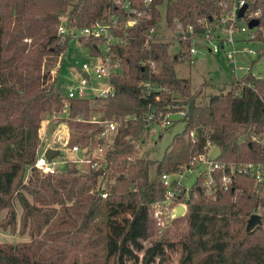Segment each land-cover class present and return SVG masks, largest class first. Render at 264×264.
Instances as JSON below:
<instances>
[{
	"label": "trees",
	"instance_id": "16d2710c",
	"mask_svg": "<svg viewBox=\"0 0 264 264\" xmlns=\"http://www.w3.org/2000/svg\"><path fill=\"white\" fill-rule=\"evenodd\" d=\"M247 2L261 9L257 38L264 44V0ZM163 5L165 23L180 33L189 27L204 32L223 11L219 0H135L144 15L129 28V44L117 49L124 72L113 77L115 95L93 103L69 100L71 145H86L100 132L101 124L89 122L93 116L136 117L121 127L108 156L107 178L114 183L103 198L95 190L98 170L81 174L70 163L62 173L41 175L35 167L42 121L65 105L62 86L44 63L69 47L70 37L58 33L62 16H68L70 28H83L114 15L122 22L126 10L112 0H0V217L7 210L0 226L31 238L0 243V264H156L175 249L180 264H264V183L241 175L225 189L219 181L232 165L264 161V144L254 139L264 134V78L249 72L241 78L245 85L234 79L227 92L205 95L204 83L194 92L191 79L176 72L189 42L182 41L175 55L170 42L145 46L149 30L161 29ZM150 57L158 66L151 79L162 87L152 94L142 85L150 79L143 66ZM150 102L167 112H185V128L161 160L129 161L133 141L144 136ZM209 141L221 148L216 161L225 165L214 172L215 194H205L202 175L189 190L182 186L172 205L187 204L185 215L164 224L146 246L154 236L156 204L165 198L162 175L194 169L191 160L207 151ZM16 202L22 208L19 222ZM258 212L262 224L248 231V219Z\"/></svg>",
	"mask_w": 264,
	"mask_h": 264
},
{
	"label": "built area",
	"instance_id": "2783aa9c",
	"mask_svg": "<svg viewBox=\"0 0 264 264\" xmlns=\"http://www.w3.org/2000/svg\"><path fill=\"white\" fill-rule=\"evenodd\" d=\"M112 1L127 12V16L122 22H119L117 16L114 15L109 21H97L93 25L83 28H70L68 16L64 15L61 17V24L58 29L59 35L63 38L69 36L70 39L71 36L75 35L79 43L88 49L91 61L84 62L75 78L70 79L62 86L63 94H65V105L62 111L51 115L56 119L64 112L67 113V119L69 118V100L88 99L93 103L98 100L108 99L116 93V87L112 81L113 77L121 76L124 72L123 59L117 49L124 48L129 44L132 38L129 28L137 25L139 17L144 14L134 6L135 0ZM143 1L144 3L151 2V0ZM219 5L223 9L221 16L213 24L207 23V28L204 32H195L191 27L186 31H182V33L179 30L177 31L180 43L182 41L190 43L183 60L193 61L194 58L205 56L206 54L223 56L231 62L230 68L232 73L235 74V79L241 80L249 72H252L256 77L264 78V75H257L254 72L255 63L261 53L260 48L256 45L258 42L261 43L257 38L261 26L259 24L254 28L250 27L251 20H260L261 9L253 8L247 0H219ZM245 5H247V9L244 16L240 17L239 12ZM159 33H161V29L153 28L149 30L148 35L145 37V46L148 49H151L153 42L159 40ZM24 41L31 43L32 39L25 38ZM91 41L94 46L88 44ZM247 55L256 56V59H252L251 63L245 66V64L241 63V58ZM143 66L147 67L150 76V79L142 82L143 87L147 89L148 94L159 92L162 87L154 84L151 79L158 71L156 61L150 57L143 61ZM240 71H243V73L241 74ZM51 74L53 79H55L56 71L51 70ZM241 81L243 85L246 84L245 81ZM237 94H239V91ZM172 114L173 112L160 109L156 104L150 102L145 113V130L146 128L149 129L152 123H157L165 128L169 127L173 123ZM181 115L184 117L185 112H181ZM132 119L135 120L136 117L128 116L122 118L113 116L103 119L97 115L93 116L89 122L101 124L102 129L93 136L88 144L71 145L69 144V139H67L64 143L69 156L65 159H60V153L49 159L45 155L46 150L48 148L59 150V148L48 145L43 151L38 152L35 167L42 175L62 173L70 163L75 164L81 174L102 169V176L96 184L95 190L100 191L103 198H107L109 196L108 184L114 183V181H110L107 178L108 156L115 146L116 137L121 127L127 125ZM78 120H82V117L80 116ZM195 135V131L190 133L193 138H195ZM254 139L264 144V134L255 136ZM133 143L135 144V152L127 157L129 161H135L141 157L140 151L143 144L140 140L133 141ZM207 146L206 152L200 153L191 160V166L196 167L199 165L205 167L202 168V173L199 174L204 177L202 186L206 195L213 196L218 183L214 172L223 169L225 165L216 160H210V153L215 145L209 141ZM177 174L178 172L162 175V182L166 187L165 198L162 202L156 204L154 211L155 218L156 220L158 219L159 223L162 221L163 210L170 208L173 198L182 191L183 185L181 181L174 179ZM241 175L251 177L256 184L264 183V161L246 162L230 166L226 173L219 176L221 186L225 189L230 188ZM179 204L170 208L171 219L178 217L176 210ZM181 205L185 206L187 210V204L182 203Z\"/></svg>",
	"mask_w": 264,
	"mask_h": 264
},
{
	"label": "rangeland",
	"instance_id": "374dc122",
	"mask_svg": "<svg viewBox=\"0 0 264 264\" xmlns=\"http://www.w3.org/2000/svg\"><path fill=\"white\" fill-rule=\"evenodd\" d=\"M162 13V23H161V33H159L158 39L164 42H170L171 46L169 52L172 55L177 54L180 49V39L177 30H172L165 23V6H161ZM83 44V43H82ZM260 48V57L255 63L254 72L257 75H264V44L258 42L256 44ZM252 59H256V56H243L241 58V63L245 66L251 63ZM91 61L89 58V51L86 47L79 43L78 38L73 35L71 36L69 47L64 56L60 57H50L44 63V69H51L56 71V86H64L70 79H74L75 75L79 72L81 65L86 62ZM231 62L226 60L223 56H218L214 54H206L205 56H199L193 59V61L184 59L176 64V72L179 77L190 78L192 82L193 91H197L200 86L204 83L203 92L205 95L219 93L222 90L224 92L229 91L232 88V81L235 79V74L231 72L230 68ZM242 74L243 71H240ZM67 113H61L59 118H54L49 115L46 116L44 121H42L40 127V140L41 144L39 151H43L48 145L51 147H57L60 150V159H65L69 156V152L66 150V145L64 141L69 139L68 134H70L71 129L67 122ZM173 123L169 127H162L157 123H152L150 128L145 130L144 136L140 139L143 147L140 151L141 157L150 158L152 160H161L165 155L166 151L173 142L174 137L182 133L185 128V122L181 112H173L171 115ZM243 140V139H242ZM202 168L204 166H194V169L185 170L183 173L178 172L175 180H180L182 185L189 190L200 177L199 174L202 173ZM41 174V173H40ZM42 175V174H41ZM203 185V184H202ZM30 199L32 197L30 196ZM180 203L179 205H181ZM178 205V206H179ZM18 209V222L22 213V208L18 202H16ZM173 205H170L172 208ZM164 209L162 214L161 223L156 221V226H154V236H149L145 240V245L151 243V239L158 235L157 231H161L168 224L171 219V209ZM260 213V212H258ZM7 210L2 211L0 220L6 217ZM185 215V214H184ZM183 216V215H182ZM155 217V215H154ZM29 232L22 234L20 232L12 233L9 230H3L0 226V243H18L30 240ZM140 258H142V252L139 253ZM180 250H169L163 260L156 264H180ZM113 264V263H112ZM128 264H135L134 261H129ZM140 264V263H138Z\"/></svg>",
	"mask_w": 264,
	"mask_h": 264
},
{
	"label": "water",
	"instance_id": "95a60500",
	"mask_svg": "<svg viewBox=\"0 0 264 264\" xmlns=\"http://www.w3.org/2000/svg\"><path fill=\"white\" fill-rule=\"evenodd\" d=\"M247 9V5H245L244 7L241 8L240 12H239V16L243 17L244 13ZM260 24V20L259 19H254L250 21V27L254 28L256 26H258ZM197 132H201V128H198ZM60 153L59 150L57 149H53V148H48L45 152V155L49 158L52 159L54 156L58 155ZM222 153V150L219 146H215L212 150V152L210 153V160H216L220 157ZM100 173L103 172V170L101 169L99 171ZM200 188V187H199ZM186 213V207L183 205H179L177 210H176V214L177 216H182ZM262 215L259 213H255L253 215H251V217L248 219L247 222V230L251 231L254 230L257 226L262 224Z\"/></svg>",
	"mask_w": 264,
	"mask_h": 264
},
{
	"label": "crops",
	"instance_id": "0c3cea01",
	"mask_svg": "<svg viewBox=\"0 0 264 264\" xmlns=\"http://www.w3.org/2000/svg\"><path fill=\"white\" fill-rule=\"evenodd\" d=\"M232 72V71H231Z\"/></svg>",
	"mask_w": 264,
	"mask_h": 264
}]
</instances>
